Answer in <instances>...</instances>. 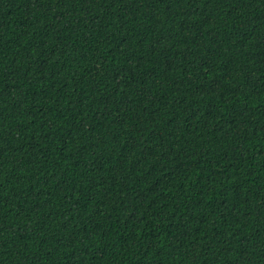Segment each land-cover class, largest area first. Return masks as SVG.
<instances>
[{"label":"trees","instance_id":"trees-1","mask_svg":"<svg viewBox=\"0 0 264 264\" xmlns=\"http://www.w3.org/2000/svg\"><path fill=\"white\" fill-rule=\"evenodd\" d=\"M0 264H264V0H0Z\"/></svg>","mask_w":264,"mask_h":264}]
</instances>
